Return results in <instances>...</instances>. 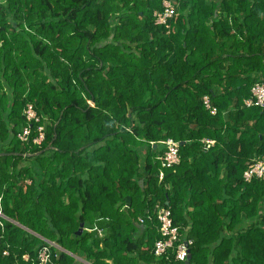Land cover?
Segmentation results:
<instances>
[{
	"label": "trees",
	"instance_id": "16d2710c",
	"mask_svg": "<svg viewBox=\"0 0 264 264\" xmlns=\"http://www.w3.org/2000/svg\"><path fill=\"white\" fill-rule=\"evenodd\" d=\"M172 1L167 29L163 0H5L0 264H184L154 255L156 206L189 264H264V180L242 177L264 161V109L242 105L264 82V0ZM167 138L180 160L162 168Z\"/></svg>",
	"mask_w": 264,
	"mask_h": 264
},
{
	"label": "built area",
	"instance_id": "2783aa9c",
	"mask_svg": "<svg viewBox=\"0 0 264 264\" xmlns=\"http://www.w3.org/2000/svg\"><path fill=\"white\" fill-rule=\"evenodd\" d=\"M5 4V0H0V12L2 6ZM176 5L172 0H163L162 10L154 12L155 23L165 26L167 29L170 24L169 21L176 14ZM90 105H93L91 101H88ZM203 103L205 107L210 111V113L215 114L216 109L211 107L209 99L207 96L203 98ZM242 105L244 107H258L264 109V82L258 80L250 88V96L243 100ZM23 113L25 115L27 124L22 128V130L17 134V138L26 142L31 134L32 128L31 124L39 123L40 117L35 111L31 103L26 104ZM35 137L33 138V143L40 146L44 139V126L40 123L37 124L35 128ZM152 143V142H151ZM164 146V151L158 156L160 165L162 168H170L177 165L180 160L179 156V146L180 142L172 138H167L161 141ZM201 148L203 150H208L214 146L215 140L211 138H202L200 140ZM244 181L249 182L252 179L264 180V161L259 157L252 159L246 169L242 173ZM158 178L161 180L163 178V171L160 170L158 173ZM30 183V182H29ZM3 214L0 210V226H2L1 218ZM156 218L159 223L158 229L161 238L156 240L154 244V255L156 257L167 256L170 251L173 253L174 260L185 261L189 253L190 240H182L179 233L178 226L174 225L172 221L171 211L168 207L156 206ZM139 223L143 222L142 218L138 219ZM101 234V230H98ZM5 255L8 254L7 251L3 252ZM22 258L27 261V255H23ZM47 254L43 250L39 255L40 264H45L47 261Z\"/></svg>",
	"mask_w": 264,
	"mask_h": 264
},
{
	"label": "water",
	"instance_id": "95a60500",
	"mask_svg": "<svg viewBox=\"0 0 264 264\" xmlns=\"http://www.w3.org/2000/svg\"><path fill=\"white\" fill-rule=\"evenodd\" d=\"M83 230V223L79 224L78 229L76 230V235H80L82 233ZM189 259H190V254L188 253L186 260L184 261V264H189Z\"/></svg>",
	"mask_w": 264,
	"mask_h": 264
},
{
	"label": "crops",
	"instance_id": "0c3cea01",
	"mask_svg": "<svg viewBox=\"0 0 264 264\" xmlns=\"http://www.w3.org/2000/svg\"><path fill=\"white\" fill-rule=\"evenodd\" d=\"M250 220H246V222H249ZM78 261H80V258H77ZM84 261V260H83ZM85 262V261H84ZM74 264H79L78 262L74 263Z\"/></svg>",
	"mask_w": 264,
	"mask_h": 264
},
{
	"label": "rangeland",
	"instance_id": "374dc122",
	"mask_svg": "<svg viewBox=\"0 0 264 264\" xmlns=\"http://www.w3.org/2000/svg\"><path fill=\"white\" fill-rule=\"evenodd\" d=\"M25 182H26V184H28L30 181L29 180H26ZM80 262H84V261L83 260H80Z\"/></svg>",
	"mask_w": 264,
	"mask_h": 264
}]
</instances>
